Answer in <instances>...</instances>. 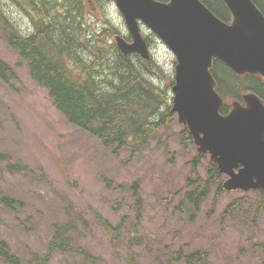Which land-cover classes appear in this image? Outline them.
<instances>
[{
    "label": "rangeland",
    "instance_id": "1",
    "mask_svg": "<svg viewBox=\"0 0 264 264\" xmlns=\"http://www.w3.org/2000/svg\"><path fill=\"white\" fill-rule=\"evenodd\" d=\"M67 5L82 12L85 51L74 53L81 62L77 67L108 77L110 62L117 60L116 36L105 34L100 44L106 45L104 62L94 49L99 34L117 31L132 40L115 0ZM55 6L47 7L45 17L63 14ZM0 15L23 35L36 31L38 16L26 3L0 0ZM140 28L154 58V81L172 106L176 57L145 25ZM0 59L12 70L5 76L0 71V243L20 264L34 254L47 256L56 229L66 227L72 251H54L49 264H263L255 245H264V207L259 206L264 190L222 191L224 176L212 180L199 208L190 204L186 192L195 189L188 179L196 177L191 164L198 151L194 144H181L183 125L176 115L139 158L131 159V151L107 149L66 120L9 46L1 24ZM209 162L205 156L198 165L205 180ZM18 165L20 170L11 169ZM2 198L15 204L10 207ZM196 253L198 259L190 261ZM0 264L8 263L0 258Z\"/></svg>",
    "mask_w": 264,
    "mask_h": 264
},
{
    "label": "trees",
    "instance_id": "2",
    "mask_svg": "<svg viewBox=\"0 0 264 264\" xmlns=\"http://www.w3.org/2000/svg\"><path fill=\"white\" fill-rule=\"evenodd\" d=\"M17 1L28 4L37 14L34 21L36 31L23 35L2 15L0 24L5 30L9 46L28 63L32 78L49 91L53 103L71 125L98 138L107 149L118 152L128 150L131 151V159L139 158L151 139L157 136L163 126L171 124L175 117L171 113L169 95L154 81L155 73L150 70L155 65L154 60L146 61L138 55L124 56L115 43L117 60L110 62V75L107 77L104 73V76L101 74L94 77L91 73L93 68H78L77 64L81 62L74 57L75 52L85 51L81 48L83 43L80 41V7L75 11L69 10V0H64L62 4L53 3L51 0ZM200 1L218 18L226 23L231 22L232 16L223 0ZM252 1L264 14V0ZM51 3L56 5L55 8L62 7L64 12L61 16L53 12L50 20L45 15L49 13L47 7ZM78 4L81 5L79 1ZM116 32L105 30L103 35L99 34V40L94 46L99 61H108L104 57L106 45H100L103 44L105 34L114 39ZM0 71L3 76L12 74V70L1 59ZM212 72L218 83L217 91L224 98L222 115L230 113L233 101L239 100L243 103V95L247 92H254L264 100V82L261 76H240L219 60L214 61ZM173 84L174 82L171 86ZM180 137L184 147L193 144V137L188 129L183 127ZM204 158L205 156L198 153L192 162V172L196 177L189 178L188 181L189 186L194 185L195 189L186 192L188 202L197 208L208 198L212 180L220 181L224 177L210 160L208 180L203 179L198 173V165ZM21 168L18 165L11 169ZM220 189L223 191V186ZM1 201L10 207L15 204L8 198H2ZM259 206L264 207V199ZM103 225L109 228L107 222H103ZM66 228L56 229L48 246L47 256L42 259L34 254L28 264H49L50 255L54 251L71 252ZM255 249L259 250L264 264V245L257 244ZM199 256L200 253H196L189 260L198 259ZM0 258L8 264H20V260L13 255L5 242L0 243Z\"/></svg>",
    "mask_w": 264,
    "mask_h": 264
},
{
    "label": "water",
    "instance_id": "3",
    "mask_svg": "<svg viewBox=\"0 0 264 264\" xmlns=\"http://www.w3.org/2000/svg\"><path fill=\"white\" fill-rule=\"evenodd\" d=\"M132 41L116 37L124 56L152 59L140 25L144 24L176 57L171 112L193 137L201 155H210L228 178L226 191L264 190V100L254 92L243 103L224 98L213 75L219 60L240 76L264 79V14L252 0H223L231 23L218 18L200 0H115Z\"/></svg>",
    "mask_w": 264,
    "mask_h": 264
}]
</instances>
